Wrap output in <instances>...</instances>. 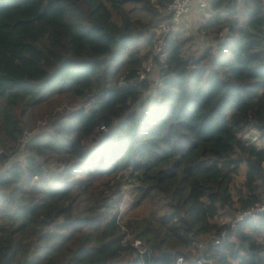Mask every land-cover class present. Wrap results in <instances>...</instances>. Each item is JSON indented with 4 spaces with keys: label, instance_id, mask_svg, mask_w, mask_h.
Masks as SVG:
<instances>
[{
    "label": "trees",
    "instance_id": "1",
    "mask_svg": "<svg viewBox=\"0 0 264 264\" xmlns=\"http://www.w3.org/2000/svg\"><path fill=\"white\" fill-rule=\"evenodd\" d=\"M169 1L0 0V264H264V212L218 219L264 199V0H213L161 59Z\"/></svg>",
    "mask_w": 264,
    "mask_h": 264
},
{
    "label": "rangeland",
    "instance_id": "2",
    "mask_svg": "<svg viewBox=\"0 0 264 264\" xmlns=\"http://www.w3.org/2000/svg\"><path fill=\"white\" fill-rule=\"evenodd\" d=\"M210 9V8H209ZM207 9L201 13L197 12V11H191L188 15H187V20L186 18L184 19L183 23L181 26H173L169 23L170 20L167 21H163L159 23L158 27H153L151 29V31L155 28V36H154V46H152V53H155L158 48L155 49V47H157V45H159L161 43V45L163 46V39H164V35L165 33H167V31L171 30V31H176L179 33L180 37H186L189 35H196V41L198 44L200 45H206L207 41L206 38H204L201 34H199V32L197 31V23H199L200 21H202V16L203 14L207 15L208 13H210L211 11ZM131 14H133V12H131ZM137 16L140 17L142 20L146 21L147 19L144 18L142 12L137 11L136 12ZM150 31V32H151ZM149 35V32L146 33L145 37H147ZM197 45V44H196ZM142 53L145 52L148 49V46L146 45V43L144 42V39L142 38L136 46ZM158 55V54H156ZM165 55L164 53L162 55H159V58H164ZM149 60H151L152 62V57H150L148 60L143 61L142 66L147 64V63H151L149 62ZM153 64V63H152ZM158 74L157 68L156 67H151V70L149 72L146 73V78L148 76H153L155 75V78ZM145 78V79H146ZM76 106H80L82 105V100H79L76 104ZM62 107H64V104L57 106L54 108L53 112L54 113L56 110H60ZM44 109L42 107L36 109L31 116V120H32V125L33 128L32 130H28L24 132V136L23 139H26L27 137L31 136L33 133L37 132L39 129H41L47 122V114L43 115ZM247 136H249L253 141H255L259 146H264V136L260 137L259 134L257 133V131L255 130H251ZM22 150V149H21ZM0 151H2V149H0ZM14 160V156L10 157L9 160L5 163V164H1L0 163V172L3 171L6 167H8L10 165V163ZM241 179V177L238 178V181ZM131 201V195H129V193H126V195L124 196V201L121 205V209L124 211L123 213V218H128V217H133V216H143L145 215L148 210H149V205L148 204H141L140 206L136 207V208H132V206L128 207ZM233 210L232 211H225L222 210L219 212V216L218 219L221 223H229L234 219L235 215H233ZM198 252V251H197ZM199 254V253H197Z\"/></svg>",
    "mask_w": 264,
    "mask_h": 264
},
{
    "label": "built area",
    "instance_id": "3",
    "mask_svg": "<svg viewBox=\"0 0 264 264\" xmlns=\"http://www.w3.org/2000/svg\"><path fill=\"white\" fill-rule=\"evenodd\" d=\"M213 0H170L169 3L166 6L167 13L169 15V23L173 26H181L184 19L187 17V15L191 11H197L199 13L207 10L210 8L211 3ZM158 48V50L153 53L154 55H162L163 53H160L162 49L161 43L155 47V49ZM165 57V55H163ZM162 59V57H161ZM151 62V60H149ZM152 62L147 63L143 65V67L140 68L139 71H137V77L133 79V82H139L146 78V73L151 70ZM263 168H264V162H263ZM264 212V199L262 202L256 204L255 206H252L248 209H243L236 213L234 219L230 222L231 228H234L236 223L243 220L247 216H256L258 213ZM130 238V237H128ZM219 242V239H215L213 241V245H216ZM132 244L137 247L140 251H143V247L138 239H135L132 241ZM200 249L205 248L204 244H199L198 246ZM183 259L178 258L176 260V264H183Z\"/></svg>",
    "mask_w": 264,
    "mask_h": 264
},
{
    "label": "crops",
    "instance_id": "4",
    "mask_svg": "<svg viewBox=\"0 0 264 264\" xmlns=\"http://www.w3.org/2000/svg\"><path fill=\"white\" fill-rule=\"evenodd\" d=\"M186 20H187V17H186Z\"/></svg>",
    "mask_w": 264,
    "mask_h": 264
}]
</instances>
